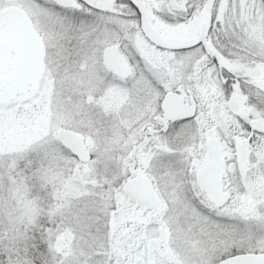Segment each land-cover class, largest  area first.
<instances>
[{
	"label": "snow or ice",
	"instance_id": "6c2138e0",
	"mask_svg": "<svg viewBox=\"0 0 264 264\" xmlns=\"http://www.w3.org/2000/svg\"><path fill=\"white\" fill-rule=\"evenodd\" d=\"M0 264H264V0H0Z\"/></svg>",
	"mask_w": 264,
	"mask_h": 264
}]
</instances>
